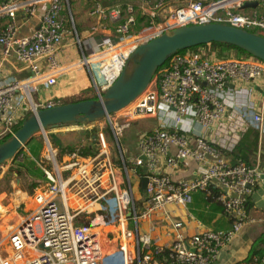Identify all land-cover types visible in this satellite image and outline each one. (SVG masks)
Segmentation results:
<instances>
[{
	"label": "built area",
	"instance_id": "2783aa9c",
	"mask_svg": "<svg viewBox=\"0 0 264 264\" xmlns=\"http://www.w3.org/2000/svg\"><path fill=\"white\" fill-rule=\"evenodd\" d=\"M70 1L0 2V140L14 135L24 110L32 112L27 91L55 85L74 64L87 69L97 99L140 45L176 28L217 23L264 36V0H88V34L100 39L86 54L88 42ZM247 2L262 10L242 9ZM139 16L144 20L138 23ZM27 22L32 32L22 35ZM69 37L82 56L61 64ZM202 49L175 54L131 104L89 124L84 131L96 129L87 144L93 155L77 148L59 164L46 139L45 182L33 196L25 193L35 207L6 243L0 231V264H107L106 257L110 264H215L243 229L264 226V210L252 216L248 208L252 193L264 186V164L231 157L249 129L259 131L260 142L264 137V95L256 89L264 91V61L216 58ZM11 58L29 77L2 80L4 61ZM143 120L153 126L131 133ZM19 157L24 159L22 152ZM197 193L205 212L220 206L231 221L228 229L207 228L195 216ZM105 208L115 215L111 226L101 215ZM83 217L88 226L78 224ZM243 264H264V255Z\"/></svg>",
	"mask_w": 264,
	"mask_h": 264
},
{
	"label": "water",
	"instance_id": "95a60500",
	"mask_svg": "<svg viewBox=\"0 0 264 264\" xmlns=\"http://www.w3.org/2000/svg\"><path fill=\"white\" fill-rule=\"evenodd\" d=\"M257 4L247 2L242 9ZM212 43L233 45L264 61V36L244 29L207 23L183 26L164 33L135 50L120 76L101 98L43 109H37L34 102L31 113L24 110L20 127L10 139L0 144V174L2 166L14 160L39 132L44 133L47 128L58 125L93 123L125 108L147 89L155 72L172 56L183 50ZM256 89L264 95L262 89ZM145 187L146 179H143L142 188Z\"/></svg>",
	"mask_w": 264,
	"mask_h": 264
},
{
	"label": "rangeland",
	"instance_id": "374dc122",
	"mask_svg": "<svg viewBox=\"0 0 264 264\" xmlns=\"http://www.w3.org/2000/svg\"><path fill=\"white\" fill-rule=\"evenodd\" d=\"M116 1V2H114ZM123 0H107L106 3H118L122 2ZM87 4V5H85ZM87 7H89L86 0H71V9L73 11L75 22L77 25V28L79 30V26L81 25L82 20L84 17L82 15L85 14V10H87ZM29 24V23H28ZM27 26V25H26ZM72 49H76L78 51L79 47L78 45H75L72 47ZM202 50L205 51V54L207 56H214L216 58H236L237 51L232 49L230 51H227L225 53H221L217 47L213 46H207L204 47ZM82 56V55H81ZM78 57V56H75ZM80 57V56H79ZM79 74V79L76 81L70 80L68 77H65V79L61 80L59 83L56 82L55 86H57L54 91L51 93L49 103H42L38 104L36 100L38 101V97L31 92V97L33 101L37 104V109H43L50 106L55 105H62V104H68L72 102L82 101V100H88V99H95L93 98V88L92 83L89 80L88 72L85 68L82 70H71L67 72L70 75L74 72ZM79 71V72H78ZM64 74V75H65ZM42 86V85H40ZM39 88V86H36ZM34 88V90L36 89ZM30 100H26V106L28 109H30ZM92 124V123H89ZM82 125V124H72V125H65V126H59V127H52L47 128L44 133L39 132L33 139L32 144L34 147V150L39 149V153L37 155L32 152L31 146H26L27 155H30L29 157L34 161L35 168L41 169L43 166L50 163L47 161V153H46V139H48L51 144L57 149L58 155L57 160L60 164L63 159H65V156L67 153H70V149L74 147L81 148L82 146H85L88 144V136L94 133V128L90 127V130H86L87 127L91 125ZM94 125H97L98 123H93ZM146 126H153V123L149 120H143L138 123V126L132 127L131 133H134L135 131H138L139 129L146 127ZM20 127V126H19ZM1 130V127H0ZM45 134L47 138L45 137ZM126 139H122V142H126ZM262 149L264 150V137L259 142ZM125 151H129V147L124 145ZM95 149H92L91 151L85 153L84 155L92 154L95 152ZM25 158V156H24ZM263 161V155L260 157ZM122 175L121 173L117 174V179L121 180ZM36 180L34 177H32L26 167L25 160L22 158H15L12 161H9L6 165L2 166L1 168V174H0V204L6 208V211L4 213H0V231L2 232V235L5 238V243L7 242L8 234L15 228H10V226L7 225L8 220L10 219L8 217L9 213H19L21 217H25L31 210L35 207V200H29L26 196V204L20 205L18 207L19 203H17V196L21 192L23 194L27 193L29 196H33L36 190V187L33 186V184L36 183ZM33 188V189H32ZM110 206L112 205V201L109 202ZM108 204V206H109ZM109 206V207H110ZM7 214V215H6ZM101 215L104 216L105 222L108 224V226H111L113 222V217H115L114 213H112L111 208H105V211L101 213ZM18 217V215H16ZM3 222V223H2ZM78 224L81 226H88L89 221L86 219V217L79 218ZM106 229H109L107 227ZM110 258L106 257L105 262L107 264H110Z\"/></svg>",
	"mask_w": 264,
	"mask_h": 264
},
{
	"label": "crops",
	"instance_id": "0c3cea01",
	"mask_svg": "<svg viewBox=\"0 0 264 264\" xmlns=\"http://www.w3.org/2000/svg\"><path fill=\"white\" fill-rule=\"evenodd\" d=\"M1 1L2 0H0V2ZM103 1L107 2V0H103ZM86 2L88 3L89 1L86 0ZM88 8L89 7H87V10L84 11L85 14L82 15L84 19L82 20L81 25L79 26L80 35L83 38H85L88 42L89 48L87 49V51H85L86 54H89L92 51V49L96 48V45L100 39V37L92 38L88 34L89 24L92 22V19L86 14ZM253 8H256L257 10H262L260 6H255ZM19 17L20 20L22 21L26 20L23 14H20ZM32 27H33L32 22L25 23L24 27L22 28L21 34L29 35L32 32ZM72 41L73 40L69 37L67 40H65L63 46L61 47L60 50L61 64L78 62L81 58L82 55L81 50L78 49V51H76V49H72L71 47ZM2 56L3 54L2 51L0 50V61H2ZM43 69L45 70V65H43ZM82 69L83 67H79L78 69L76 68L75 70H82ZM66 74L58 78V83L61 80L65 79V77H68L72 81H76L77 79H79V74L77 73V71L76 73L74 72L73 74L70 75H66ZM29 75L30 72L21 63L13 60L12 58L4 61L2 80L4 81L6 80L9 81L10 79L22 80L25 79L26 77H29ZM38 86L39 88L36 87L35 90H32L33 94L38 97V101L36 100V102L38 104H42L44 102L49 103L51 93L54 91V89L57 86H54L52 89L49 90L46 89L43 90L44 86H40V85ZM30 95L31 94L29 93L28 97L31 104H33L34 101ZM25 148L22 151L23 155H25L27 152ZM263 152L264 150L259 144L257 153L254 157L255 162L257 161L258 158L261 159L260 157L263 155ZM17 198H18L17 203H19L23 201L24 198H26V195L20 192ZM249 199H250V206H249L250 214L252 216L259 215L262 212V210H264V186H258ZM191 210L195 214V216L207 228H212L215 230H226L230 227L231 221L227 216L222 214V210L219 205L217 204L211 205L209 211L207 212L203 210V196L200 193L194 195V201L191 205ZM5 211L6 208H4L0 204V213H4ZM15 214L18 215V217L14 215L12 212L8 214V217L10 219L8 220L7 225L10 226V228L17 227L23 219V217H21L18 212ZM262 255H264V226L250 225L245 229H243L241 233L235 237L231 245L220 254L215 264H243L247 260H250L251 257L253 256H262Z\"/></svg>",
	"mask_w": 264,
	"mask_h": 264
},
{
	"label": "trees",
	"instance_id": "16d2710c",
	"mask_svg": "<svg viewBox=\"0 0 264 264\" xmlns=\"http://www.w3.org/2000/svg\"><path fill=\"white\" fill-rule=\"evenodd\" d=\"M70 4H71V1H70ZM143 20L144 19L142 16L138 17V23L143 21ZM252 33H255V32L252 31ZM207 46L217 47L220 51V54L234 49L238 53L237 54L238 57H236V58L252 57L250 54H248L247 52H245L244 50H242L238 47H235L233 45H228V44H221V43H212L210 45H200V46L193 47V48H190L187 50H183L181 52H197L200 49L207 47ZM42 86H44V85H42ZM54 86L55 85L44 86L43 90L44 89H46V90L52 89ZM29 113H31V112L29 111ZM21 123L16 127V130L19 128ZM59 126L60 125L55 126V127H59ZM49 128H52V127H49ZM10 138H11V135L4 137L3 139L0 140V144H2L3 142L7 141ZM33 139L27 144V146L28 145L31 146L32 152H34V154L37 155L39 153V149H38V151L34 150V148H38V147H34V145H31ZM259 142H260L259 131L256 129H253V128L249 129L244 134H242L239 144L236 146L234 151L231 153L232 159L234 161L238 159V160L244 161L245 163L251 164V165L254 164L255 163L254 157L257 153ZM76 149H77V147H74V148H71L70 151H75ZM23 150H24V148L22 149V151ZM80 151L82 154L89 152V146L88 145L82 146L80 148ZM24 156H25V158H24L25 164H26V167H27L29 174L32 177H34L35 179H37L36 183L33 184V186L37 187V186L43 184L45 182V178H44L42 169L35 168L34 161L29 157L30 155H27V153H26ZM263 164H264V152H263L262 165ZM249 206H250V202L248 203V208H249ZM248 261H250V260H247L246 262H248Z\"/></svg>",
	"mask_w": 264,
	"mask_h": 264
},
{
	"label": "bare ground",
	"instance_id": "6f19581e",
	"mask_svg": "<svg viewBox=\"0 0 264 264\" xmlns=\"http://www.w3.org/2000/svg\"><path fill=\"white\" fill-rule=\"evenodd\" d=\"M74 65L77 66V67H76L77 69L79 68V64H74ZM72 67H73V66H72ZM72 67H71V68H72ZM73 68H74V67H73ZM76 68H74V69H76ZM71 70H72V69H71ZM27 93H28V95H29L30 91L28 90ZM33 104H35V103L33 102ZM26 200H27V199H24L23 201H26Z\"/></svg>",
	"mask_w": 264,
	"mask_h": 264
}]
</instances>
